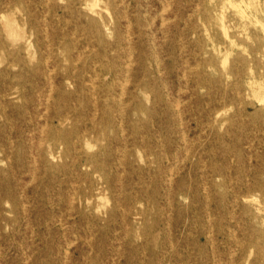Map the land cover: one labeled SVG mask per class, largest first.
I'll use <instances>...</instances> for the list:
<instances>
[{
  "label": "rangeland",
  "instance_id": "rangeland-1",
  "mask_svg": "<svg viewBox=\"0 0 264 264\" xmlns=\"http://www.w3.org/2000/svg\"><path fill=\"white\" fill-rule=\"evenodd\" d=\"M254 181L264 0H0V264H264Z\"/></svg>",
  "mask_w": 264,
  "mask_h": 264
},
{
  "label": "bare ground",
  "instance_id": "bare-ground-1",
  "mask_svg": "<svg viewBox=\"0 0 264 264\" xmlns=\"http://www.w3.org/2000/svg\"><path fill=\"white\" fill-rule=\"evenodd\" d=\"M241 3V2H240ZM97 3H95V2H91V3H89L88 4V10L89 11H91V12H94V8H95V5H96ZM115 5V4H114ZM169 5V4H168ZM234 6H235V4H234ZM163 8H165V7H163ZM239 9H241V8H239ZM243 10V9H242ZM241 10V11H242ZM242 12H244V11H242ZM240 13V12H239ZM87 15V14H86ZM228 16V15H227ZM153 17H154V15H153ZM162 18V17H161ZM223 19V18H222ZM243 19V18H242ZM160 22H161V20H160ZM129 25V24H128ZM126 26V25H125ZM214 26V25H213ZM223 30V29H222ZM222 32H224V31H222ZM225 34V33H224ZM223 34V35H224ZM46 40V39H45ZM88 41V40H87ZM129 43V42H128ZM86 48V47H85ZM181 51V50H180ZM130 53V52H129ZM131 55V54H130ZM227 60V59H226ZM224 62V64H223V66L225 65V61L224 60H222V63ZM227 64V63H226ZM94 65V64H93ZM158 65V64H157ZM95 66V65H94ZM127 66V65H126ZM195 66V65H194ZM50 71V70H49ZM126 74V73H125ZM117 81V80H116ZM86 83H87V81H86ZM181 100V99H180ZM178 101V100H177ZM179 105V104H178ZM175 106V105H174ZM177 106V105H176ZM175 106V107H176ZM176 109V108H175ZM179 116V115H178ZM37 125V124H36ZM122 133V132H121ZM182 133V132H181ZM81 136V135H80ZM96 139V138H95ZM88 140H89V138H88ZM177 164V163H176ZM87 166H89V168H90V173H97V174H99L101 177H103L102 176V174H105V169H104V167L103 166H98V165H91V164H87ZM86 167V166H85ZM171 171V170H170ZM170 174V173H169ZM169 184V183H168ZM259 184H261V183H259V181H254L253 183H252V189L254 188V189H256V187H260V189L261 190H264V184H262V185H260L259 186ZM101 185H102V188L103 189H108L109 188V185H108V182H107V180H103V182L101 183ZM170 185V184H169ZM163 188V187H162ZM205 188V187H204ZM73 196V195H72ZM248 201V200H247ZM256 203V202H255ZM30 205V204H29ZM59 208V207H58ZM32 209V208H31ZM32 226V225H31ZM234 231V230H233ZM31 235V234H30ZM212 241V240H211ZM117 242V241H116ZM71 244H73V243H71ZM111 244V243H110ZM66 254V253H65ZM57 255V254H56ZM66 256V255H65Z\"/></svg>",
  "mask_w": 264,
  "mask_h": 264
}]
</instances>
